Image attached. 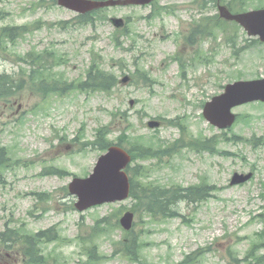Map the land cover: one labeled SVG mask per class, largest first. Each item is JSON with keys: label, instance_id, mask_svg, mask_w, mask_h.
<instances>
[{"label": "rangeland", "instance_id": "374dc122", "mask_svg": "<svg viewBox=\"0 0 264 264\" xmlns=\"http://www.w3.org/2000/svg\"><path fill=\"white\" fill-rule=\"evenodd\" d=\"M38 1L1 0L0 10L4 15L0 27L23 26L37 21L45 25L42 30L10 45L9 59L5 53H0V74L18 76L21 70L30 71L28 65L16 62L15 55H25L32 49H49L66 61L55 72L64 73L70 81L79 80L91 64L90 53L94 50L103 56L106 70L115 73L119 81L125 75L133 76L138 68L149 72L153 80L147 84L142 80L134 84L131 81L120 83L110 94L75 92L43 99L27 92L21 98L23 110L21 116L15 118L12 136L1 139L0 145L10 148L14 161H33V164L3 174L0 231L9 225L11 228L25 226L28 232L37 233L56 226L63 240L44 245L49 264H81V260L87 257L86 245L80 237L90 239L91 228L97 219L109 217L114 224L116 211L133 204V200H127L84 213L75 209L76 198L69 195L68 185L75 176H89L102 154L91 145L83 144L95 139L98 128L111 124V112H128L132 124L129 131L135 137L156 135L168 143L177 140L180 136L177 128L168 125L158 130L148 128V122L158 118H180L188 124L194 136L221 134L203 118L202 105L223 93V87L230 83L264 77V46L246 47L253 43V39L243 29L231 26L227 27L225 34L216 30V39L200 40L193 46L187 44L184 38L190 34L192 25L218 13L213 4L201 9L196 0H159V6L167 9L161 15L153 13L152 6L107 10L105 15L109 18L131 17V35L129 38L120 37L121 48L112 40L116 33L109 22L96 19L94 26L61 29L57 24L70 21L76 15L52 7L50 1L32 7ZM254 2L248 9L260 6L259 1ZM233 35L237 36L235 49L244 48L238 59L233 56L234 47L227 44V36ZM134 40L136 46L130 50ZM199 52L208 57L210 63L194 64ZM177 53L185 62L184 76L180 62L171 59ZM121 61L125 62L124 69L117 66ZM131 101H134L133 106ZM234 112L241 118L233 133L245 139L263 138L264 142V106L254 103ZM17 120L23 123H16ZM127 127L124 121H117L112 125L110 139L117 143L121 130ZM228 134L232 135L231 132ZM78 136L81 138L73 142ZM219 148L233 155H197L185 151L172 160L141 163L152 166L150 180L165 186L181 184L189 187L205 177L209 183L222 188L199 206L182 204L179 209L181 217L158 222L145 216L136 218L135 230L142 232L141 241L146 244L142 260L149 264H178L196 250L211 247L212 252L195 264H247L244 260L255 234L264 231V145L255 149L246 143L224 142ZM49 165L63 169L67 176H39ZM250 171L255 173L252 181L239 187L229 186L234 173ZM31 193L51 195V201L41 202V209L35 211L34 216L29 215L36 203L29 196ZM122 237L123 231L114 227L109 228L107 235L95 238L100 254L112 256L115 250L113 241ZM1 254L0 264L23 263V256L17 252ZM258 254L264 256V248ZM234 258L239 261L236 263ZM100 264L135 263L115 257Z\"/></svg>", "mask_w": 264, "mask_h": 264}, {"label": "trees", "instance_id": "16d2710c", "mask_svg": "<svg viewBox=\"0 0 264 264\" xmlns=\"http://www.w3.org/2000/svg\"><path fill=\"white\" fill-rule=\"evenodd\" d=\"M200 2L201 7H207L209 4H214L218 0H196ZM46 0H40L38 3H45ZM239 2V3H238ZM51 5H56V0H50ZM247 2L246 0H228V6L233 11H242L245 9ZM160 14V11L158 12ZM0 14V18H1ZM92 16H80L76 19V24L78 26H86L88 24H93ZM104 19V18H103ZM202 23L197 25V30L192 33V35L186 40L193 42L192 39L199 37L208 38L214 36V29L220 28L226 33V24L217 19H203ZM66 28L67 23L61 24ZM42 27L41 22H37L31 26L14 27L11 29L1 30L3 37L1 42L4 43L5 39H9L16 43L19 39L24 37L27 33H33L35 30H39ZM230 43L233 41L232 37L228 39ZM116 46L119 47L117 39H115ZM237 55V54H236ZM19 61H24L33 67L29 75L30 84L32 85L34 91L43 98L47 99L50 96H60L64 97L71 93L81 92V93H106L110 94L115 88H117L119 81L114 73L108 72L104 69V59L99 54H94L92 56V61L90 68L86 71V76L84 79L76 80L73 82H68L64 74H53L54 66L61 65L64 62L62 57H58L55 65L49 66L51 61H56L51 52L39 53L32 51L26 55V57L18 56ZM54 63V62H53ZM182 64V63H181ZM48 65V66H47ZM120 67L124 66L123 63H119ZM134 82L144 81L145 84L151 83V77L148 72L137 70L133 75ZM26 81L24 79L14 80L12 83L8 81L7 78H0V100H5L10 96L18 97L25 89ZM112 121L111 124L102 126L96 130L95 140L90 142L93 149L99 150L101 152L107 151L113 144L110 139L112 134V125L116 124L117 121H124L127 123V129H123L120 137L118 138V144L128 148L129 152L132 154L134 166L129 169L131 175L132 193L131 198L134 202L133 206L130 208L134 213L140 217H148L152 222H158L159 220H168L181 217L180 206L181 204L187 205H199L210 199L212 193L217 191V186L211 185L207 180L202 179V181L190 187H183L182 185H173L170 187L164 186L157 182L156 180L151 181L149 179V172L152 167H145L137 163V161H164L165 158L172 159L176 155L180 154L184 148H188L191 151L198 153L208 152L209 154H222L228 156L227 152L221 151L219 149L220 138H195L193 137L184 125L185 121L182 119H168L167 123L171 126L178 127L181 131V139L172 143L165 144L157 137H137L132 138L128 135V129L132 126L128 112H111ZM80 137L77 138L78 141ZM226 135L222 136V140L228 141ZM236 143L240 141L236 138L233 140ZM89 143L83 144L87 146ZM47 176H59L63 177L65 175L63 170L57 169L54 166L48 167L46 169ZM123 212V209H119L113 216L117 217ZM117 215V216H116ZM106 224V226H103ZM118 224V223H117ZM111 228L114 225L108 223V220L99 221L94 229L95 236L107 231V227ZM23 229L18 230H8L0 234V240L2 244L1 248H10L11 242L16 245L23 247L24 256L26 257L27 264H43L41 258L39 257V248L41 244L50 243L58 239L57 230L55 228L50 229L45 232H41L37 235H24ZM98 233V234H97ZM140 233L126 234L125 238L130 240L129 242H120L116 249L115 254H121L123 257L128 258L132 262L139 264L144 263L140 260V250L142 245L139 243ZM260 238L246 255L244 262L247 264H264V257L255 256L256 249L264 245V231L258 235ZM212 252V248H200L191 255L186 256V258L178 264H195L207 253ZM233 255V252L230 251ZM88 262L87 264H97L100 260L98 246L93 244L90 246L87 252ZM237 263L239 260L234 258Z\"/></svg>", "mask_w": 264, "mask_h": 264}, {"label": "water", "instance_id": "95a60500", "mask_svg": "<svg viewBox=\"0 0 264 264\" xmlns=\"http://www.w3.org/2000/svg\"><path fill=\"white\" fill-rule=\"evenodd\" d=\"M155 0H125V1H91V0H59V4L72 11L85 14L95 9L117 5H148ZM220 15L228 21L242 25L250 36H260L264 42V10L245 14L233 15L225 7H220ZM117 27L122 20H114ZM127 78L123 80L127 82ZM262 101L264 102V79L256 81H241L226 87L225 93L215 97L204 109L208 122L219 129L233 126L236 116L232 113L240 105ZM133 104V103H132ZM150 127H158L152 122ZM131 162L130 155L120 147H112L109 152L99 159L94 173L88 179H74L69 189L72 195L78 196L76 208L83 212L93 206L104 203H115L129 197L130 182L125 169ZM252 174L235 175L232 185L249 181ZM133 214L127 213L121 220L122 226L130 230Z\"/></svg>", "mask_w": 264, "mask_h": 264}, {"label": "flooded vegetation", "instance_id": "af4514ba", "mask_svg": "<svg viewBox=\"0 0 264 264\" xmlns=\"http://www.w3.org/2000/svg\"><path fill=\"white\" fill-rule=\"evenodd\" d=\"M14 105L13 104H5L3 105V111L0 112V120L4 123L5 121H9L10 117H13L14 114H13V111L11 110L12 107ZM6 116V118H5ZM3 132H0V135H2Z\"/></svg>", "mask_w": 264, "mask_h": 264}]
</instances>
